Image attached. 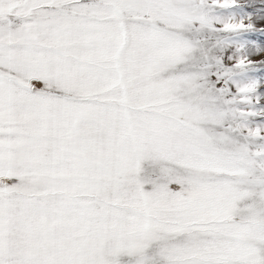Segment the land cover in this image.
Here are the masks:
<instances>
[{
    "label": "snow or ice",
    "instance_id": "snow-or-ice-1",
    "mask_svg": "<svg viewBox=\"0 0 264 264\" xmlns=\"http://www.w3.org/2000/svg\"><path fill=\"white\" fill-rule=\"evenodd\" d=\"M0 264H264V0H0Z\"/></svg>",
    "mask_w": 264,
    "mask_h": 264
}]
</instances>
